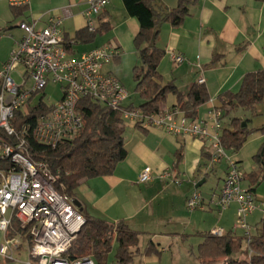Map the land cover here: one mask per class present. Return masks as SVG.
I'll return each mask as SVG.
<instances>
[{
    "label": "crops",
    "instance_id": "0c3cea01",
    "mask_svg": "<svg viewBox=\"0 0 264 264\" xmlns=\"http://www.w3.org/2000/svg\"><path fill=\"white\" fill-rule=\"evenodd\" d=\"M178 3L179 0H157L155 7L162 11L174 8ZM67 6L71 7L74 17L84 20L74 34L64 30L65 38L74 40L67 44L70 55L80 56L85 51L103 47L82 49L81 45L95 41L86 43L75 37L78 30L87 27L83 15L84 0H46L48 9L45 10H37L30 0L29 9L17 17L10 0H0V30L11 27L6 31L14 38L11 50L24 35L19 26L22 21H37L41 27L50 15H62ZM101 16L97 19V26L102 21L110 22L113 32L110 46L119 49V56L106 64L105 70L122 81L126 63L131 61L129 63L135 65L139 61L134 40L141 25L136 17L128 14L123 0H110ZM15 27L22 31L17 37L12 33ZM156 44L166 51L160 64L164 84L174 81L186 94L203 74L211 98L200 106L198 118L205 117L211 105L221 104V93L238 91L246 73L264 69V0H195L190 5V15L182 25L165 22L160 26ZM171 51L184 54L186 60L181 64L175 63ZM6 58L1 57L0 69ZM198 61L203 67L202 73L196 64ZM176 102L177 96L170 94L162 108L174 107ZM131 103L129 99L126 102L127 105ZM126 126L127 157L112 174L83 180L77 188L74 199L81 202L82 212L114 223L126 221L132 229L142 232V249L154 242L159 253L137 256L140 257V264H169L165 252L172 248L175 240L192 239L193 235H199L200 244L204 241V232H212L218 227L224 228L225 233L236 232L229 225L230 211L233 210L237 217L236 202L226 209L208 201L203 208L195 210L187 205L189 196L202 181L198 180L209 172L210 146L207 142L192 136L174 135L163 127L145 129L131 121H126ZM263 143L264 134H260L254 138L250 136L244 145L246 156L251 159V171L256 167L254 156ZM243 149L233 155L241 165L246 157ZM146 166L152 167L154 178L150 182H140V173ZM167 168H174L183 179L180 185L160 177ZM212 170L217 171V167ZM226 172L227 167L221 182L216 185V191L214 188L208 196L204 195L205 198L219 196ZM242 186L251 187L250 179L244 176ZM255 195L259 208L248 219L251 223L252 218L257 228L264 220V180L256 187ZM21 239L22 244L16 251H21L27 243L30 252V243ZM15 258L18 257L15 255Z\"/></svg>",
    "mask_w": 264,
    "mask_h": 264
},
{
    "label": "built area",
    "instance_id": "2783aa9c",
    "mask_svg": "<svg viewBox=\"0 0 264 264\" xmlns=\"http://www.w3.org/2000/svg\"><path fill=\"white\" fill-rule=\"evenodd\" d=\"M83 15L91 31L97 29V19L104 13L110 0H84ZM12 6H23L30 0H10ZM70 6L62 15H50L44 26L37 21H22L19 26L23 37L16 42L10 58L0 69V130L10 140L0 135V230L4 242L0 244V258L15 260V251L23 236L7 234L17 220L24 235H30V261L36 264H97L92 256L72 259L69 251L86 223L73 197L56 187V176L42 160L28 154L30 139L55 147L66 138L75 137L83 128V116L78 106L84 97L119 110L126 121L141 128L163 127L177 136H192L210 146V163L227 161V172L218 197L205 198L194 191L187 200L189 209L203 208L206 201L220 209L238 204L237 223L234 228L243 231L249 244L252 226L249 215L259 208L255 192L242 186L245 173L239 161L229 155L222 141L223 111L211 105L205 117L192 119L179 107L162 108L146 113L140 107L128 108V89L105 65L119 56V49L98 47L71 56L64 33V21L73 16ZM6 31L0 30V40ZM177 64L186 60L184 54L171 51ZM201 73L203 67L198 61ZM17 74L19 81L15 78ZM198 83L205 84L203 74ZM49 84L60 86L61 98L51 103L46 92ZM43 105L44 110H37ZM37 110V111H36ZM24 115L17 122V114ZM161 178L181 184L183 179L174 168H167ZM154 178L151 166L140 173V182ZM212 233L225 234L224 228Z\"/></svg>",
    "mask_w": 264,
    "mask_h": 264
},
{
    "label": "trees",
    "instance_id": "16d2710c",
    "mask_svg": "<svg viewBox=\"0 0 264 264\" xmlns=\"http://www.w3.org/2000/svg\"><path fill=\"white\" fill-rule=\"evenodd\" d=\"M156 1L123 0L128 14L136 17L141 25L134 40L139 63L133 68V78L136 82V91L143 99V103L138 107L146 113L159 112L168 96L175 94L177 96L175 106L190 118L197 119L200 106L211 98L206 84L195 83L186 94L179 90L174 81L164 84L160 64L166 51L156 44L160 26L165 22L174 26L182 25L190 15V5L195 0H179L176 7L162 11L155 7ZM12 8L17 17L29 9V4ZM110 29V22L102 21L95 31H91L87 26L78 30L75 37L89 43L95 41L98 34ZM263 99L264 69H260L246 73L238 91L221 93L219 95L221 104L217 107L223 111V118H228L238 108H256ZM126 107L136 106L131 103ZM78 108L83 116V128L75 137L66 138L55 147L41 144L31 138L28 148V154L36 160L44 161L56 176L57 189L73 199L83 180L112 174L128 154L126 120L119 110L90 97H84ZM37 110H44L43 105L37 107ZM23 116L22 112L18 113L17 122H20ZM256 130L264 134V126ZM252 132L247 125L243 126L242 119L234 117L229 126L223 127V144L227 150L239 151ZM0 135L3 139L10 140L1 130ZM254 162L255 169L245 174V178L251 181L252 186L249 190L253 192L264 180V143L254 156ZM82 213L86 223L69 251L72 259L92 256L97 264H106L114 242L118 244L117 264H132L137 256L159 253L154 242H150L142 249L140 247L142 232L132 229L126 221L114 223ZM24 232L18 221L14 220L13 228L7 235L14 237L20 233L31 243L30 235H24ZM198 259L200 264H264V220L260 222L249 244L244 234L238 235L234 231L223 235L204 233V241L198 246Z\"/></svg>",
    "mask_w": 264,
    "mask_h": 264
},
{
    "label": "rangeland",
    "instance_id": "374dc122",
    "mask_svg": "<svg viewBox=\"0 0 264 264\" xmlns=\"http://www.w3.org/2000/svg\"><path fill=\"white\" fill-rule=\"evenodd\" d=\"M32 3H34V7L37 10H45L48 9L46 7V0H32ZM70 18V19H69ZM84 23V20L79 17V16H71L65 19L64 21V30L66 32H69L70 34H74L76 29ZM12 32V30H11ZM14 37H17L18 34H22V31L18 27H15L13 29ZM113 32L110 30L104 32L103 34H98L95 42L90 43V44H83L81 45L82 49H89L95 46H110L111 43H113ZM14 41V38L7 32L3 38L0 40V59L1 57H7L8 59L11 56L12 52V43ZM6 58V59H7ZM7 59V60H8ZM126 63L125 71L122 79V83L125 85V87L128 89L130 93V98L129 100L133 102L135 105L139 106L140 104L143 103V99L139 95V93L136 91V82L134 81L133 78V68L134 66L139 63L137 62L135 65ZM15 78L19 81V78L17 74H15ZM46 92L49 97V101L51 103L58 101L61 98V89L60 86L49 84V86L46 89ZM237 117L242 120H245L248 122L247 126L248 129L253 130V132L249 135L251 138H254L255 136H260L262 134V131L256 130L257 128H260L264 126V99L262 100L261 103H259L256 108L254 109H244V108H238L233 113L228 117V118H223V126H229V122L231 121L232 118ZM242 117V118H241ZM244 122V121H243ZM128 127L126 126V130ZM256 133V135H255ZM253 136V137H252ZM249 139V138H248ZM248 148V146H246ZM244 146L242 147V149ZM242 149L239 151H234V150H227L229 155H235L237 152H240ZM244 156L247 155V149H243ZM235 158V157H234ZM241 164V163H240ZM211 163L208 164V175H203L198 181L203 180L204 178L206 181L195 188V191H200L202 192L203 195L208 196L210 192H212L215 188V191L217 189V183L221 182V179L224 175V170L227 167V161L223 159L220 163L213 164V167H217V171L212 170L213 167L210 166ZM243 171L248 174L251 171V159L249 156L244 158V163L241 165ZM217 218V215L215 216ZM214 217V218H215ZM230 220H229V225L234 229L235 224L237 223V217L235 216V212L230 211ZM252 218L250 219V224L253 225L252 227V232L253 234L257 232V228L255 222ZM216 222V221H215ZM208 229V228H207ZM236 234L238 235H243L242 230L240 228H235ZM206 233V232H204ZM199 235H193L192 239H187V240H175L172 248L165 252L167 255L166 257L168 258L169 264H200L199 259H198V240ZM4 242V233L0 230V244ZM118 244L114 242L113 249L110 252L108 256V261L106 264H117V259H116V250H117ZM21 253V254H19ZM16 257H18L15 260H8L3 257H1V264H26V262L31 259L30 257V252H29V246L27 243H24L22 250L21 251H15ZM32 264H36L34 260L31 261ZM132 264H140V257H137L135 262Z\"/></svg>",
    "mask_w": 264,
    "mask_h": 264
},
{
    "label": "water",
    "instance_id": "95a60500",
    "mask_svg": "<svg viewBox=\"0 0 264 264\" xmlns=\"http://www.w3.org/2000/svg\"><path fill=\"white\" fill-rule=\"evenodd\" d=\"M247 123L246 122H243V126H246ZM206 180L203 179L202 181H200L198 184H197V187L202 185ZM74 203L80 208L81 207V202L77 199H74Z\"/></svg>",
    "mask_w": 264,
    "mask_h": 264
}]
</instances>
